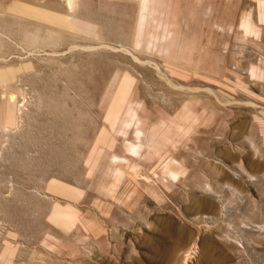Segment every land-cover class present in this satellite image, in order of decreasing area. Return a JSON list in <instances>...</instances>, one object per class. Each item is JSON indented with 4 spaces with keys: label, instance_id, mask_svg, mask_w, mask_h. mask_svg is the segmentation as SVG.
Here are the masks:
<instances>
[{
    "label": "rangeland",
    "instance_id": "1",
    "mask_svg": "<svg viewBox=\"0 0 264 264\" xmlns=\"http://www.w3.org/2000/svg\"><path fill=\"white\" fill-rule=\"evenodd\" d=\"M141 4L0 0V264H264V0Z\"/></svg>",
    "mask_w": 264,
    "mask_h": 264
},
{
    "label": "bare ground",
    "instance_id": "2",
    "mask_svg": "<svg viewBox=\"0 0 264 264\" xmlns=\"http://www.w3.org/2000/svg\"><path fill=\"white\" fill-rule=\"evenodd\" d=\"M151 0H141V5H142V9H143V11L145 10V7H146V5H147V3L148 2H150ZM16 3V2H15ZM74 3H75V0H67V4H68V6L70 7V8H72L73 7V5H74ZM76 5H77V3H76ZM68 7V8H69ZM20 9V8H19ZM32 11V10H31ZM45 14V16L43 15V14ZM37 15H39V16H44V17H42L43 19H45V20H47V21H52V22H59L60 20L61 21H63V22H65V25L67 26L68 24H70V23H68L65 19H63L62 17H59V16H55V17H50V16H48V15H46V13L45 12H42V11H38L37 12ZM13 18V17H12ZM144 19V16H143V14L141 15V20H143ZM15 21V20H14ZM60 21V22H61ZM62 23V22H61ZM60 23V24H61ZM63 25V24H62ZM143 29V28H142ZM142 31V30H141ZM140 31V32H141ZM137 35V34H136ZM140 35V34H139ZM50 38V37H49ZM47 41H48V39H47ZM46 41V42H47ZM154 49V48H153ZM9 75L8 74H0V81H8L9 80ZM9 83V82H8ZM12 99H13V97H12ZM10 100V99H9ZM12 101V100H11ZM11 103V102H10ZM4 105V104H3ZM8 105V104H7ZM8 106H11V105H8ZM15 110V109H14ZM138 132H141V131H138ZM138 135H139V133H138ZM137 136V135H136ZM141 136V135H140ZM142 144V143H141ZM137 145V144H136ZM135 145V146H136ZM134 146V147H135ZM142 147V146H141ZM140 147V148H141ZM137 148V147H136ZM142 149V148H141ZM141 149H139V147H138V150H141ZM134 150H137V149H135L134 148ZM131 153V152H130ZM135 154V153H134ZM137 155V154H136ZM111 158H114V156L113 157H111ZM115 160V159H114ZM116 160H118V159H116ZM112 161H113V159H112ZM116 162V161H115ZM113 163V162H112Z\"/></svg>",
    "mask_w": 264,
    "mask_h": 264
}]
</instances>
